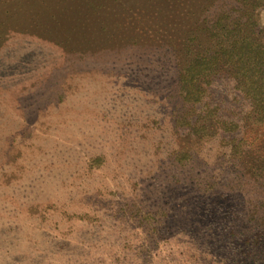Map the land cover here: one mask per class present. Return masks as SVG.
<instances>
[{"label":"rangeland","instance_id":"1","mask_svg":"<svg viewBox=\"0 0 264 264\" xmlns=\"http://www.w3.org/2000/svg\"><path fill=\"white\" fill-rule=\"evenodd\" d=\"M250 22L264 44V0H0V264H264V65L195 100L175 65Z\"/></svg>","mask_w":264,"mask_h":264},{"label":"trees","instance_id":"2","mask_svg":"<svg viewBox=\"0 0 264 264\" xmlns=\"http://www.w3.org/2000/svg\"><path fill=\"white\" fill-rule=\"evenodd\" d=\"M255 31L250 22V36L242 35L226 44L220 40L217 48L208 51L205 46H201L202 50L196 52L187 47L184 53L191 56H187L181 65L178 61L175 63L180 66L177 82L183 100L187 97L195 100L203 85L208 84L216 74L223 72H233L246 84L257 80L262 71L259 66L264 65V44L257 40ZM223 52L226 54H222ZM250 63L253 64L251 69Z\"/></svg>","mask_w":264,"mask_h":264}]
</instances>
